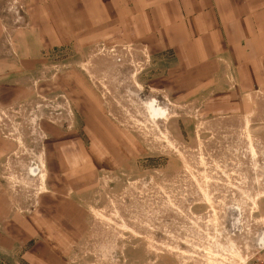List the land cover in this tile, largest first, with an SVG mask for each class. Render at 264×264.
I'll return each instance as SVG.
<instances>
[{
    "label": "rangeland",
    "instance_id": "1",
    "mask_svg": "<svg viewBox=\"0 0 264 264\" xmlns=\"http://www.w3.org/2000/svg\"><path fill=\"white\" fill-rule=\"evenodd\" d=\"M77 6L0 0V264H264V82Z\"/></svg>",
    "mask_w": 264,
    "mask_h": 264
},
{
    "label": "crops",
    "instance_id": "2",
    "mask_svg": "<svg viewBox=\"0 0 264 264\" xmlns=\"http://www.w3.org/2000/svg\"><path fill=\"white\" fill-rule=\"evenodd\" d=\"M75 1L80 3L79 11L72 14L85 17L88 3L95 4L98 11L91 14H112L117 29L119 14L129 18L142 14L145 33L157 37L150 43L152 48L192 50L197 65L216 61L210 65L219 66L217 59H230L238 67L241 84L264 82V0ZM34 10L33 24L41 27L33 32L34 45L42 52L45 48L39 36L53 34L47 28L50 16L43 14L52 13L40 7Z\"/></svg>",
    "mask_w": 264,
    "mask_h": 264
}]
</instances>
